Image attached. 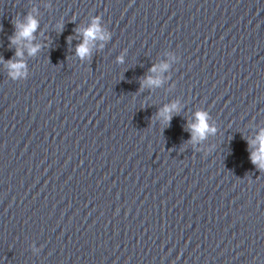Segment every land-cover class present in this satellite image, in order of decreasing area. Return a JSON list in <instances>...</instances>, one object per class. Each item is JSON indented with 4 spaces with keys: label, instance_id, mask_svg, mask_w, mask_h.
I'll return each instance as SVG.
<instances>
[{
    "label": "clouds",
    "instance_id": "clouds-1",
    "mask_svg": "<svg viewBox=\"0 0 264 264\" xmlns=\"http://www.w3.org/2000/svg\"><path fill=\"white\" fill-rule=\"evenodd\" d=\"M39 22L37 19L28 14L25 17L24 22L17 21L15 23L16 33L11 38L12 44H19L22 40H26L31 42L34 39V33L38 28ZM62 27V26H61ZM81 35L83 36L82 42L77 46L76 54L81 58H85L90 55V44L97 40H106L108 39V35L103 31L99 18L93 19L91 24L81 31ZM40 45H28V53L29 55H35V53L39 50ZM17 57L23 56V51L19 48L16 51ZM120 62L123 61V58H119ZM8 68L10 71V75L16 77L17 75L22 74L25 69V64L22 60H12L8 61ZM163 68H167V65H163ZM157 69L153 67L150 71L155 72ZM161 81L159 79H155L151 76L146 77L142 86H159ZM177 104L173 103L171 105H166L162 108L158 115L162 118L165 124L169 123L172 118V113L178 111ZM208 113L205 111H198L195 113V120L191 124H189V130L191 132L192 141L205 139L208 134L214 133L215 128L212 127L209 123ZM251 145H254V150L251 152L250 159L254 165L261 171H264V129H262L255 140L250 141Z\"/></svg>",
    "mask_w": 264,
    "mask_h": 264
}]
</instances>
